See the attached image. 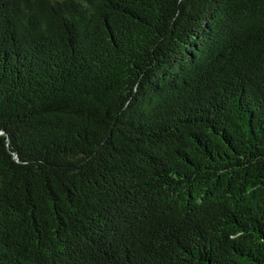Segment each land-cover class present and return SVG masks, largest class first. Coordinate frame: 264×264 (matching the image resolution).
Listing matches in <instances>:
<instances>
[{
  "label": "trees",
  "instance_id": "trees-1",
  "mask_svg": "<svg viewBox=\"0 0 264 264\" xmlns=\"http://www.w3.org/2000/svg\"><path fill=\"white\" fill-rule=\"evenodd\" d=\"M0 264H264V0H0Z\"/></svg>",
  "mask_w": 264,
  "mask_h": 264
}]
</instances>
